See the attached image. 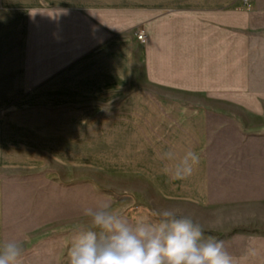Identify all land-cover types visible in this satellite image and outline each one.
I'll list each match as a JSON object with an SVG mask.
<instances>
[{
  "label": "rangeland",
  "instance_id": "1",
  "mask_svg": "<svg viewBox=\"0 0 264 264\" xmlns=\"http://www.w3.org/2000/svg\"><path fill=\"white\" fill-rule=\"evenodd\" d=\"M143 92L43 102L8 88L0 100V243L23 244L18 264H68L72 241L91 226L83 209L102 197L133 223L165 209L190 216L206 237L224 241L234 264H264V103L256 113L167 89H152L151 100ZM186 112H200V123ZM116 142L204 143L195 171L205 175L173 179L136 165L138 152L112 149Z\"/></svg>",
  "mask_w": 264,
  "mask_h": 264
},
{
  "label": "crops",
  "instance_id": "2",
  "mask_svg": "<svg viewBox=\"0 0 264 264\" xmlns=\"http://www.w3.org/2000/svg\"><path fill=\"white\" fill-rule=\"evenodd\" d=\"M248 4L250 8L244 0H0V100H7L8 88H19V97L32 96V101L90 102L106 94L114 102L111 93L142 87L149 100L152 89H167L260 113L264 0ZM181 115L200 123V112ZM119 128L112 123L113 130ZM203 144L116 142L110 147L138 152L136 165L158 166L163 175H172L184 154H199L207 149ZM167 152L174 157L168 159ZM201 175L205 172L191 176Z\"/></svg>",
  "mask_w": 264,
  "mask_h": 264
},
{
  "label": "clouds",
  "instance_id": "3",
  "mask_svg": "<svg viewBox=\"0 0 264 264\" xmlns=\"http://www.w3.org/2000/svg\"><path fill=\"white\" fill-rule=\"evenodd\" d=\"M172 159V152L165 153ZM200 156L187 151L173 179L194 174ZM90 227L80 229L68 250V264H234L223 240L205 236L201 224L190 216L165 209L156 220L135 223L113 209L102 197L95 207L83 209ZM24 253L21 242L0 243V264H18Z\"/></svg>",
  "mask_w": 264,
  "mask_h": 264
},
{
  "label": "built area",
  "instance_id": "4",
  "mask_svg": "<svg viewBox=\"0 0 264 264\" xmlns=\"http://www.w3.org/2000/svg\"><path fill=\"white\" fill-rule=\"evenodd\" d=\"M244 2L246 3V5H248V8H250V6L248 4V0H244ZM143 37H144L143 32H140L137 38H138L139 41L142 42L143 41Z\"/></svg>",
  "mask_w": 264,
  "mask_h": 264
}]
</instances>
